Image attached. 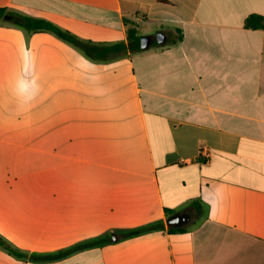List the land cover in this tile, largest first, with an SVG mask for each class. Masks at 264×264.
Segmentation results:
<instances>
[{
  "label": "crops",
  "instance_id": "obj_1",
  "mask_svg": "<svg viewBox=\"0 0 264 264\" xmlns=\"http://www.w3.org/2000/svg\"><path fill=\"white\" fill-rule=\"evenodd\" d=\"M0 9V237L22 254L0 248V264H264V0ZM14 17L150 42L91 61Z\"/></svg>",
  "mask_w": 264,
  "mask_h": 264
},
{
  "label": "trees",
  "instance_id": "obj_2",
  "mask_svg": "<svg viewBox=\"0 0 264 264\" xmlns=\"http://www.w3.org/2000/svg\"><path fill=\"white\" fill-rule=\"evenodd\" d=\"M0 18L3 21L9 22L10 15L4 10L0 9ZM14 20L19 27L25 31H49L54 33L61 40L73 45L76 47L83 55L91 61H107L116 57L122 50L128 49L130 53H139L142 51L140 48V36L137 35V32L134 28L127 29V46L124 44H111V45H97L91 42L79 41L69 35L66 32L61 31L52 24L35 20L26 17H14ZM245 26L252 29H261L263 27V18L261 16H250L245 21ZM156 225H148L137 230H132L128 232V235H137L152 230ZM170 233L176 232V230L170 229ZM0 248L7 251L9 254L14 256H21L22 254L18 252L11 244L5 241L0 237ZM31 259L33 261H50L53 259V255H32Z\"/></svg>",
  "mask_w": 264,
  "mask_h": 264
},
{
  "label": "water",
  "instance_id": "obj_3",
  "mask_svg": "<svg viewBox=\"0 0 264 264\" xmlns=\"http://www.w3.org/2000/svg\"><path fill=\"white\" fill-rule=\"evenodd\" d=\"M156 40H157L158 43H162L163 42V36L161 34H157L156 35ZM149 42H150L149 38L140 37V48L141 49H146L148 47V45H149ZM181 218H182L181 215L172 216V217H170L167 220V224H169V225L178 224Z\"/></svg>",
  "mask_w": 264,
  "mask_h": 264
},
{
  "label": "flooded vegetation",
  "instance_id": "obj_4",
  "mask_svg": "<svg viewBox=\"0 0 264 264\" xmlns=\"http://www.w3.org/2000/svg\"><path fill=\"white\" fill-rule=\"evenodd\" d=\"M184 219H185V216H182V218L180 219L179 223H181Z\"/></svg>",
  "mask_w": 264,
  "mask_h": 264
},
{
  "label": "built area",
  "instance_id": "obj_5",
  "mask_svg": "<svg viewBox=\"0 0 264 264\" xmlns=\"http://www.w3.org/2000/svg\"><path fill=\"white\" fill-rule=\"evenodd\" d=\"M204 152V151H203ZM203 155H205L206 157H207V153H205V154H203Z\"/></svg>",
  "mask_w": 264,
  "mask_h": 264
}]
</instances>
